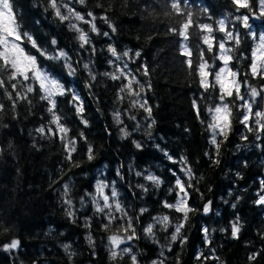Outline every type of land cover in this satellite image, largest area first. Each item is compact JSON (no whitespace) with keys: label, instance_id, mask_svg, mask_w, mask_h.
<instances>
[{"label":"trees","instance_id":"16d2710c","mask_svg":"<svg viewBox=\"0 0 264 264\" xmlns=\"http://www.w3.org/2000/svg\"><path fill=\"white\" fill-rule=\"evenodd\" d=\"M11 2L22 32L29 33L49 54L62 50L71 58L76 68L73 76L68 75L63 59H47L26 40L22 44L37 57L43 69L49 70L66 88L79 95L83 112H77L69 95L56 97L60 123L70 129L68 137L77 140L72 160L79 167H73L66 160L65 148L58 136L44 138L36 131L38 127L48 125L51 119V114L46 111L47 102L32 93L29 95L31 105L20 102L13 111L11 101L0 89V103L4 104V111L0 113V264H133L129 255L116 260L110 256L108 237L124 235L117 233L118 226L124 223L120 219L123 213L116 212L114 207L106 209L105 213L95 212L85 193H94L98 181L111 186L105 189V194L111 195L112 188L116 190L118 197L110 203L114 205L118 199L133 220L139 239L120 247L131 246L138 264H153L158 259H163L164 264H264V205L255 203L257 194H264L261 184L264 180V132L259 133L261 138L257 140L255 130L249 132L239 122L240 112L236 105L243 102L237 101L234 94L227 100L235 101V105L230 104L231 129L227 139L217 136V154L208 127L214 113L208 109L222 102L218 85L205 91L199 84L195 45L199 43L204 48L207 45H202L196 36L198 29L189 30V47L193 48V64L189 68L188 58L181 51L182 38L168 31L178 27L177 17L165 15L169 10L168 0H86L84 5L72 0L70 6L83 14L85 20H91L87 16L89 11L96 17L99 35L90 32V24L77 22L89 33L96 49L94 53L89 45L80 47L76 39L78 34L68 27L69 21H61L55 15L50 0ZM250 2L253 11L258 13V0ZM57 3H68V0H57ZM188 6L198 23L211 24L215 29L217 21L226 19L228 30L232 29L233 23L236 25L241 44L234 49L233 55L245 58L239 62L234 58L230 67L241 73L247 71L251 51L257 42L247 33L253 31L257 37L264 34V16L254 23V27L246 29L233 17L252 13L244 8L237 12L232 0H188ZM61 12L67 14L64 8ZM105 15L107 22L102 19ZM110 24L115 26V32ZM104 32L109 36H104ZM212 35L218 41L224 33L214 31ZM53 40L55 44H52ZM109 45L118 52L128 49L132 53L140 52L137 58L124 59L128 69L145 87L140 96L120 93V87L127 80H112L103 75L116 71L110 63L115 58L108 52ZM226 47H233V42L227 43ZM214 55H218L215 47L212 52H204L210 65ZM84 63H90L95 80L83 68ZM142 65L148 67L147 76L137 71ZM222 66V61L216 60L209 71L214 73ZM212 79L209 77L210 81ZM239 79L243 82L245 77L241 75ZM247 79L257 89L264 85V80L251 76ZM6 86L11 91L7 81ZM133 89L139 91V86L133 84ZM244 93L245 89L241 87V94ZM121 95L123 100L118 98ZM133 100L140 103L146 100L151 115L138 105L133 107ZM117 111L121 123L115 119ZM256 111H264V92L253 105V113ZM133 116L135 119L131 118ZM83 120H87V125ZM52 127L55 130V125ZM121 129L130 134L124 136ZM81 132L87 141L80 137ZM242 136H247V140ZM134 142L140 143L141 147L137 148ZM88 144L93 149L91 161L87 159ZM183 158L187 159L194 174L190 188L183 171L185 165L180 163ZM149 174L159 177L162 183L154 186L146 179ZM177 177L185 181L187 205L192 211L181 229V235L187 237L186 242L181 244L178 239L171 243L169 251V237L183 216V213L164 206L165 202H176L177 191L170 189L175 186ZM65 183L70 187L67 198L73 201V217L67 215L69 207L64 203L66 197L62 186ZM81 197L86 201L83 208ZM209 202V211L204 213ZM141 209L147 211L141 214ZM108 212L117 219L109 222ZM164 215L169 217L170 226L167 231H161L159 224L154 225L156 243L142 230L154 223V217ZM237 217L241 230L238 238H234L230 226ZM86 220L90 227L85 226ZM104 224L109 225L107 230ZM202 227L209 228L211 244L205 242ZM89 235L94 244H89ZM12 239H19V247L6 250L4 245ZM65 244L70 245V251L75 255L69 256L65 252ZM161 246H164L163 257ZM200 253V259H196ZM254 253L259 255L250 260Z\"/></svg>","mask_w":264,"mask_h":264},{"label":"snow or ice","instance_id":"6c2138e0","mask_svg":"<svg viewBox=\"0 0 264 264\" xmlns=\"http://www.w3.org/2000/svg\"><path fill=\"white\" fill-rule=\"evenodd\" d=\"M72 0H68V3H57V0H50V6L55 11V15L61 21H69L68 27L76 32L78 35L76 39L80 42V47L84 48L85 45H89L91 51L94 53L96 51L95 46L92 45L90 36L88 32H85L83 28L78 26L77 22H84L90 24V32L100 34L96 25V17L92 12H87V16L91 17V20H85V16L75 10L74 7H71ZM77 3L84 5L86 0H76ZM232 3L236 6V11L239 12L241 8L248 9L249 13H252L253 19H259L264 16V0H258L259 12H254L251 6L250 0H232ZM61 8L67 10V14H62ZM168 11L165 13L167 16L177 17L178 27L169 28L168 31L182 38V54L188 59L186 64L189 68L193 64V48L189 47L190 41V32L192 28L198 29L196 36L202 42V45H207V48L201 46V44L195 45L196 50V74L199 77V84L202 88L207 91L209 88L215 89L216 86H219V99L222 102L214 106V108L208 109L210 113H214L212 121L208 127L211 129L212 137L211 144L215 146V150L218 154L219 144L217 143V136L222 135L224 139H227L228 131L231 129V120L232 107L235 105V101L227 102L228 98L233 97L235 94L237 101H242L243 103L236 105L238 111L240 112L239 122L245 126L247 131L252 132L255 130L256 139L259 140L261 137L259 133L264 132V111H256L253 113V105L256 103V98L261 96V93L264 92V85H261L259 89L254 87L249 80L247 79L251 76L253 79L264 80V34L259 35L253 31H249V35L254 41H257L255 47L251 51L250 64L248 70L241 73L239 70H233L230 67L231 62L234 58L239 62V60L244 59L245 57H234V49H238L241 44V37L239 31L236 30V25L232 24V29L228 30V24L226 19H220L217 21V27L214 29L211 24L207 23H198L194 20V14L188 6V0H168ZM102 19L105 22L108 21L107 15L103 16ZM234 21H239L241 25L246 29H251L252 25L249 23V15L242 14L233 17ZM75 21V22H74ZM113 32L116 31L114 25H109ZM220 32L224 33L218 41L212 33ZM104 36H109L108 32L103 33ZM151 39V37H149ZM27 41L33 48H36L40 55L45 56L47 59L52 60H61L63 59L67 69L68 75H75L76 68L73 67L71 58L68 54L62 50L55 51L52 54H49L45 49L40 48L36 40L27 32L21 31V25L17 21L16 13L13 9V4L11 0H0V89H3L4 94L7 99L11 101V107L13 111L16 108V105L20 102H27L31 105L32 100L29 98V95L32 93H37L40 100L46 101L49 107L46 111L51 114V119L49 124L40 126L36 129L37 133L41 137L47 138L48 136H58L61 142L64 145L66 152V160L71 163L73 167H79V164L72 160V153L76 152V138H69L67 133L70 131L67 127L60 123L61 116L57 114L56 107V97L69 95L71 97L70 102L76 108L78 113L83 112V102L80 100L79 95L72 90L71 88H66L58 79L51 75L49 70L43 69L37 62V57L30 54L25 47L22 46L24 41ZM233 42V47H226V44ZM56 41L53 40L52 44H55ZM214 47L216 48L218 55L211 57L213 64H209L208 60L204 58V52H212ZM108 52L111 53V56L114 57V60H110V63L114 65L116 71L114 72H105L103 75L108 76L112 80H127L126 84H122L120 87V93H128L129 95L140 96L144 92L145 87L141 82L136 79V76L128 69L127 62L124 63L123 67H119L117 62L124 61L125 58L134 59L140 56V52L136 51L132 53L130 49L118 52L117 49L109 45ZM220 60L223 63L222 67H219L214 73L209 71V68L215 66V61ZM79 63V61H77ZM83 68L88 71L89 76L92 80L96 79V76L93 74L90 67V63H84ZM137 71H142L145 76L149 74L147 65H142ZM243 75L245 79L243 82L240 81V76ZM209 77H213L210 81ZM10 85L11 91L8 90L6 86ZM133 84L139 86V91L133 89ZM150 88L151 85L149 84ZM241 87L245 89V93L241 94ZM123 100L124 96L121 95L118 97ZM79 101V103H77ZM132 106L136 107L137 105L148 112L149 116L151 115V108L147 106V101L140 103L136 100H133ZM195 106V101H193ZM4 111V104L0 103V113ZM197 115H199V109L197 107ZM117 123H121L120 113L117 111L114 113ZM135 119V117H131ZM251 121V123H250ZM83 123L87 125V120H83ZM154 123V121H153ZM52 125H55V130H53ZM47 128V131H46ZM124 136H128V133L125 129H121ZM80 137L87 141V138L84 137L83 132L80 133ZM244 140H247V136L241 137ZM137 148L141 147V144L134 142ZM163 151V149H161ZM167 155V153H165ZM87 159L89 161L94 159L93 149L91 144L87 146ZM168 159H172L171 156H168ZM211 159V157H210ZM180 163L185 165L183 171L188 177L187 187H192L191 180L194 178L191 167L187 165V159L183 158ZM218 163V161H216ZM103 174L102 172L100 173ZM137 175H142V173H136ZM175 175V173H173ZM239 175V174H237ZM146 179L151 181L154 186H159L162 181L159 177L149 174L146 176ZM261 184L264 185V180L261 181ZM64 192L63 195L66 197L64 203L68 205L69 210L67 215L73 217L75 215L73 208V201L69 196L70 187L68 183H65L63 186ZM111 186L104 181H98L95 185L94 193H85L86 196L90 197L88 202L92 203L95 207L96 213H105L106 209L115 208L116 212L123 213L120 217L124 223L120 224L117 228V233H124V235L113 234L108 237L109 240V252L113 260L122 258L123 255H129L133 264H138L137 256L132 254L131 246L121 248V244H128V242L133 239H139L136 235L135 227L133 226V220L131 217L127 216V211L123 208L119 200L117 199L115 204L110 203V200L118 197V193L114 188L111 190V195L105 194V189L110 188ZM143 188L142 185H140ZM147 191V189H144ZM170 191H177V199L174 204L165 202L164 206L169 209H175L177 212L183 213L182 220L177 222L174 225V231L169 237L168 250L171 251V243L176 242L178 239L181 244L185 243L187 237L181 235V229L184 227L185 221L188 220V213L192 211L191 208L187 205L188 193L185 187V181H182L180 178H176L175 186L170 189ZM264 192V188H262ZM258 199L255 201L257 204L264 205V194L258 193ZM209 202L208 206H205L203 211L207 213L209 211ZM81 208L86 206V201L84 197L80 199ZM235 204L232 205L235 208ZM141 214L146 209H141ZM109 222L117 219V217L112 213L108 212ZM154 223L148 224L142 231L155 241V233L153 232V227L155 224L161 226V231H167L170 226V220L167 215L154 217ZM85 226L90 227V224L85 221ZM104 229L107 230L109 225L104 224ZM231 234L234 238H238V234L241 230L239 225V217L236 221L231 223ZM7 231V229H5ZM201 231L204 234L205 242L211 244V239L209 235V228L202 227ZM215 231V229H212ZM89 244H94L91 235L87 237ZM20 245L19 239H12L8 244L4 245L6 250L16 249ZM64 250L69 256L75 255V253L70 251V245L65 244ZM163 248L161 246V257H163ZM259 253L252 254L249 259L255 260ZM202 253L196 256V259H200ZM209 257H205L208 259ZM214 258V257H213ZM153 264H164L163 259H158L153 261Z\"/></svg>","mask_w":264,"mask_h":264},{"label":"rangeland","instance_id":"374dc122","mask_svg":"<svg viewBox=\"0 0 264 264\" xmlns=\"http://www.w3.org/2000/svg\"><path fill=\"white\" fill-rule=\"evenodd\" d=\"M249 23L252 25V27H254V23L250 21V17H249ZM119 67H123L124 66V63H125V60L124 61H120V62H117Z\"/></svg>","mask_w":264,"mask_h":264},{"label":"water","instance_id":"95a60500","mask_svg":"<svg viewBox=\"0 0 264 264\" xmlns=\"http://www.w3.org/2000/svg\"><path fill=\"white\" fill-rule=\"evenodd\" d=\"M252 20H253V22H255V23H258V22H259V19H253V17H252Z\"/></svg>","mask_w":264,"mask_h":264},{"label":"flooded vegetation","instance_id":"af4514ba","mask_svg":"<svg viewBox=\"0 0 264 264\" xmlns=\"http://www.w3.org/2000/svg\"><path fill=\"white\" fill-rule=\"evenodd\" d=\"M249 17H252V14H251V15H249Z\"/></svg>","mask_w":264,"mask_h":264}]
</instances>
